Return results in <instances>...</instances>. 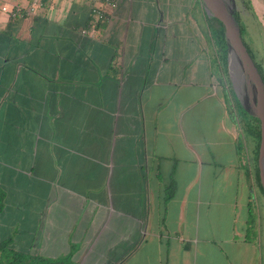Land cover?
<instances>
[{"label": "crops", "instance_id": "0c3cea01", "mask_svg": "<svg viewBox=\"0 0 264 264\" xmlns=\"http://www.w3.org/2000/svg\"><path fill=\"white\" fill-rule=\"evenodd\" d=\"M40 1L0 0V243L58 264H264L254 140L202 0H122L106 20Z\"/></svg>", "mask_w": 264, "mask_h": 264}, {"label": "water", "instance_id": "95a60500", "mask_svg": "<svg viewBox=\"0 0 264 264\" xmlns=\"http://www.w3.org/2000/svg\"><path fill=\"white\" fill-rule=\"evenodd\" d=\"M237 0H202L211 19L223 26L228 49V70L236 95L260 126L258 167L264 191V78L244 42Z\"/></svg>", "mask_w": 264, "mask_h": 264}, {"label": "trees", "instance_id": "16d2710c", "mask_svg": "<svg viewBox=\"0 0 264 264\" xmlns=\"http://www.w3.org/2000/svg\"><path fill=\"white\" fill-rule=\"evenodd\" d=\"M245 2V5L249 10L251 9V3L250 0H243ZM242 34H243V26L241 24ZM216 33V40L218 42L219 46V58L221 60V69L224 75H228V49L225 39V33L223 26H218L215 28ZM246 44V42H245ZM248 47V45H247ZM249 51L251 52L250 48L248 47ZM262 73V69L259 65H257ZM233 96L236 100V105L238 110L241 108L243 113L248 114L244 108L242 107L239 99L237 98L236 94L234 93L233 88L231 89ZM240 112L238 115L240 116ZM240 120L242 121V125H244L245 130L247 131V134L250 135L254 142H255V148H254V163H255V171L257 175L258 183L263 191L261 180H260V173H259V167H258V154H259V146H260V126L258 123H256L252 118L250 120H245L240 117ZM264 192V191H263ZM1 196V194H0ZM170 198V196H168ZM167 198V199H168ZM2 207V199H0V208ZM0 264H58V260H52L48 259L42 256H34L31 254H27L24 252L17 251L11 247V239L4 240L0 243Z\"/></svg>", "mask_w": 264, "mask_h": 264}, {"label": "rangeland", "instance_id": "374dc122", "mask_svg": "<svg viewBox=\"0 0 264 264\" xmlns=\"http://www.w3.org/2000/svg\"><path fill=\"white\" fill-rule=\"evenodd\" d=\"M238 13L240 15V23L243 26V39L246 45L251 50V55L257 65L262 69V75L264 78V0H250L251 9L247 8L243 0H237ZM226 83L230 89H234L232 79L229 75H225ZM240 117L245 120H250L251 116L243 113L241 108L239 109ZM244 126V125H243ZM246 129V128H244ZM246 131V130H245ZM245 138L247 137V131L245 132ZM255 146V142H254ZM259 219V218H258ZM260 221L262 219L260 218ZM255 228V227H254ZM254 228L251 226L249 231V237L253 239Z\"/></svg>", "mask_w": 264, "mask_h": 264}, {"label": "built area", "instance_id": "2783aa9c", "mask_svg": "<svg viewBox=\"0 0 264 264\" xmlns=\"http://www.w3.org/2000/svg\"><path fill=\"white\" fill-rule=\"evenodd\" d=\"M93 2L92 12L97 20H106L109 18L107 11L105 10L104 5L112 9H116L122 0H91ZM41 5L40 0H33L32 5L29 9V13L34 14L37 12L38 7ZM4 10H7V7H4ZM13 15H18V12H13Z\"/></svg>", "mask_w": 264, "mask_h": 264}]
</instances>
